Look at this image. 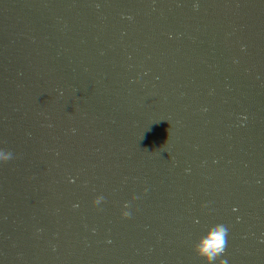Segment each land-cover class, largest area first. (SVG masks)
Masks as SVG:
<instances>
[{
  "label": "water",
  "instance_id": "1",
  "mask_svg": "<svg viewBox=\"0 0 264 264\" xmlns=\"http://www.w3.org/2000/svg\"><path fill=\"white\" fill-rule=\"evenodd\" d=\"M0 148V264H264V0H0Z\"/></svg>",
  "mask_w": 264,
  "mask_h": 264
},
{
  "label": "clouds",
  "instance_id": "2",
  "mask_svg": "<svg viewBox=\"0 0 264 264\" xmlns=\"http://www.w3.org/2000/svg\"><path fill=\"white\" fill-rule=\"evenodd\" d=\"M12 159L13 153L11 151L0 148V163H7ZM95 203L99 204L100 199H97ZM127 207L128 205L126 204L125 208ZM129 215L130 213L128 211H124V217H129ZM227 235L228 229L224 225L220 224L212 227L208 233L196 243L194 249L196 254L203 259L206 264H216L217 260H219V264H228L226 258H221L225 256Z\"/></svg>",
  "mask_w": 264,
  "mask_h": 264
}]
</instances>
